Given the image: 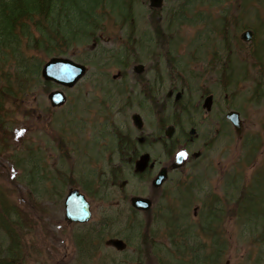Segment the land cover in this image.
<instances>
[{
    "label": "rangeland",
    "instance_id": "1",
    "mask_svg": "<svg viewBox=\"0 0 264 264\" xmlns=\"http://www.w3.org/2000/svg\"><path fill=\"white\" fill-rule=\"evenodd\" d=\"M244 1L195 0L189 6L188 0H164L159 9H152L148 0L138 2L134 19L123 30L113 34L114 29L112 36L100 35V42L94 39L51 55L86 65L85 76L72 89L45 83L40 67L51 56L26 50L21 43L23 57L43 62L37 80L29 78V90L16 101L7 98L1 111L7 112L10 127L0 128V141L6 138L0 142V201L14 212L10 233L6 223L0 222L1 251L7 252L10 244L13 252L20 251L25 264H137L134 249L138 246L143 253L149 252L141 256L140 264H159L162 257L165 264H178L176 256L151 254L170 251L166 216L159 209H178L186 225L200 227L197 239L203 247L201 256L208 259L205 264H264V96L255 94L260 72L249 51L254 34L248 44L240 39L245 29L234 32L241 21L264 27V0L258 4L245 1V13ZM251 7L259 14L257 18L248 11ZM179 8L186 11L183 22L176 20ZM209 26L214 27L213 32ZM9 61L6 72L15 84L19 69L15 61ZM137 63L144 65L139 74L132 70ZM182 84L186 103L202 102L207 93L213 95L214 121H222L228 110L238 111L243 133L238 139L233 129L226 128V136L214 139L205 149L198 138L192 151L202 150L204 159L169 170L163 186L153 189L151 180L159 168L169 167L176 152L184 148L183 143H176L168 154L159 141L162 124L166 127L179 115L175 104ZM53 89H63L67 97L59 108L50 107L47 100ZM170 89L173 95L168 98ZM133 113L141 115L142 131L133 126ZM123 135H130L133 141L145 138L138 151L149 154L147 172L135 173L140 155L130 162L128 155L132 154L120 148ZM7 155H13V160ZM30 155L36 160L23 166L21 162ZM115 167L122 171L121 179L111 176ZM70 188H77L90 203L92 217L86 224L64 221L63 202ZM30 189L34 193L26 203L22 192ZM179 191L182 197H189L185 204L178 200ZM132 196L148 197L153 204L148 212H136L133 224L141 222L142 227L130 231L126 220ZM215 199L222 211L210 218L206 229L211 227L212 232L204 236L203 211L196 217L193 214L204 201ZM107 217L115 223L101 238L95 230ZM145 226L152 235L146 241L139 238ZM196 233L186 247L194 246ZM111 236L130 238L124 239L126 250L106 246L105 240ZM82 238L87 243L78 244H86L87 250L79 251L75 242Z\"/></svg>",
    "mask_w": 264,
    "mask_h": 264
},
{
    "label": "trees",
    "instance_id": "2",
    "mask_svg": "<svg viewBox=\"0 0 264 264\" xmlns=\"http://www.w3.org/2000/svg\"><path fill=\"white\" fill-rule=\"evenodd\" d=\"M140 1L142 0H0V82L3 83L0 86V128L1 126L6 128L10 127L7 122V112L1 114L6 99H10L9 101H16L15 98H19L20 95L25 94L29 90V78L33 76L35 80H37V72L39 66L43 62L39 59H36L35 62H31V60H27L23 57L20 49L21 43H25L26 50L31 48L35 51L41 50L49 57L53 54L66 53L67 50L73 46L88 45L92 40L94 41V39L95 41L100 42V39L102 38H100V35L112 36L110 34H112L114 29H116V31L113 34L118 30H123L125 23L130 19H134V8ZM188 1L187 4L191 6L195 0ZM245 1L247 2V0ZM245 1L243 4L244 9H246ZM250 1L257 4L260 2V0ZM253 10L252 7L248 8L250 14L255 15V18H257L259 14L257 11ZM246 11L247 9L244 10V13ZM185 12L186 11L183 8H179L176 13L179 14L177 15L176 20H180L181 22L185 21ZM237 20L239 19L237 18ZM240 20H242V17ZM131 23L133 24L134 22ZM223 26L221 30H224ZM236 26L240 27L238 29L235 28L234 32L239 29L252 28L251 30L253 31L254 38L249 51L252 55L255 66L260 72L258 87L256 88L255 94H258V97H262L264 96V27L254 26L249 22L243 23L242 21L239 25L236 24ZM207 28L213 32L212 28L214 27L209 26ZM14 55H16V57ZM9 60L15 61L19 69L17 77H15L17 80L15 84H13L14 82H11V75L6 72V68L10 64ZM135 60H138V58ZM26 78H28L27 81ZM150 90L151 87H148L147 93ZM6 130L7 132H5V135L9 137V130ZM2 139L3 141H0L1 143L6 142L5 137ZM163 142L167 147L168 154L172 152L176 146L175 144L178 143L175 137L169 141L164 140ZM1 143L0 146L2 150L3 146ZM125 147L133 148L134 143L129 137L121 136L120 148L123 151ZM135 148L137 147L135 146ZM6 157L12 160L14 158L13 155H7ZM133 158L134 156L132 155L131 159ZM33 160H36V158L33 155H30L27 156L21 164L26 166L31 164ZM18 165L19 164H16V166ZM112 172L113 174H111V176L115 179H121L123 177L120 169L117 170L114 168ZM28 176L30 177V174H28ZM84 189L89 191L87 186H85ZM181 191L178 192V200H180L182 204H185L189 197H187V195L182 197L180 194ZM22 193L26 195L24 198L27 203L32 197L31 193L33 194L34 192L30 189L27 192ZM206 202L207 201H204L202 204L204 210L201 229L204 236L208 235L205 232H212L211 227L206 229V226L210 225V218L214 217L216 214H220L222 211L217 209L218 203L216 199L211 200V203L205 204ZM13 210L15 211V208H13ZM159 211L162 216H166L165 221L169 228L167 238L170 244V251H152L153 254L157 256H163L166 254L176 256L175 258H178V260L175 261H179L178 264H205L208 259L201 256L203 247L198 246L199 243L197 239V235L200 234V227L198 228L195 226L194 228V225H186L184 218L181 215H178L180 214V210L178 209H172L169 210V212L160 209ZM12 212V208L7 203L0 201V222L6 223L5 230L7 232L9 231L8 228L14 224ZM20 212L22 214L24 213V211ZM136 212L137 211L131 209L130 215L126 220V230L133 231L136 227V230L142 227L141 222H137L135 225L133 224V221L136 220ZM15 213L18 215L16 211ZM132 214H134V216H132ZM103 220L104 221H102L99 227L95 230L97 234L102 235L101 238L105 237L104 235L115 223V219L111 217H107ZM144 228L145 230L143 231L144 235L142 239L146 241V236L149 230L148 226H145ZM194 231L195 233L197 232L194 246L186 247L184 244L190 239V237L195 236L193 234ZM149 235L152 237L150 233L148 236ZM86 236L89 237V233ZM124 238L130 239L128 237ZM87 241L88 240L85 241L84 238H82L80 242H75L76 246L78 245L77 248L79 251L87 250V245L80 246L78 243H87ZM12 243L13 240H11V244ZM12 249H14V247L12 248L9 244L7 252L0 250V264H25L23 258L20 256V251L13 252ZM189 253L192 255L186 257ZM210 255L212 256V254ZM217 255H219L218 249ZM162 258H160L159 264H165L166 260L165 262H162V260H164Z\"/></svg>",
    "mask_w": 264,
    "mask_h": 264
},
{
    "label": "water",
    "instance_id": "3",
    "mask_svg": "<svg viewBox=\"0 0 264 264\" xmlns=\"http://www.w3.org/2000/svg\"><path fill=\"white\" fill-rule=\"evenodd\" d=\"M150 7L153 9H159L162 7L163 0H148ZM241 40L244 42H250L252 38V31L247 29L240 35ZM133 70L136 73H141L144 70L142 64H136L133 67ZM87 71V67L75 60L64 57V56H52L47 61H45L40 69V75L43 81L54 83L60 87L72 88L79 80H81ZM118 74L113 75V78H116ZM172 92L167 93L168 96H171ZM179 93L176 94V99L178 98ZM47 100L49 105L53 108L61 107L66 103L67 97L62 89L51 90L47 94ZM212 105V95H208L203 101V108L206 111L211 109ZM226 118L233 125L234 131L238 138L241 137L243 132V123L240 118V114L236 110H230L226 113ZM131 120L133 125L137 129H141L143 126L142 118L138 113L131 115ZM173 126H168L165 130V135L171 137L173 134ZM185 154L183 151L179 152L176 156V159L171 164V169L179 168L184 163ZM149 160L148 154H143L139 160L136 162V170L142 172L146 169ZM167 179V168L162 167L152 180L151 184L154 188H159L162 186L164 181ZM131 206L140 211H148L152 205V202L149 198H144L140 196H133L130 198ZM64 219L68 223H84L90 220L91 211L90 204L82 194L76 188H70L67 192V195L64 198ZM107 246H112L115 249L121 251L126 247V243L119 238H110L105 241Z\"/></svg>",
    "mask_w": 264,
    "mask_h": 264
},
{
    "label": "flooded vegetation",
    "instance_id": "4",
    "mask_svg": "<svg viewBox=\"0 0 264 264\" xmlns=\"http://www.w3.org/2000/svg\"><path fill=\"white\" fill-rule=\"evenodd\" d=\"M173 89H175V88L173 87ZM173 89L169 90L172 92L171 96L173 95ZM169 91H167V93ZM184 91H185V86L182 84V88H180V90L178 92L179 96L176 99L177 102L175 104L176 107L179 109V113H178L179 115L177 116V118L171 119V121H170L171 124H169V125L173 126V128H174L173 134L171 137H167L165 135V130L169 125L164 127V123H163L162 127H161V133L159 135V139H161V140H159V141H164V140L169 141L175 137L177 142H178V145L183 143V147H184L183 149L185 150V153H186V156L184 159V165H185V164H195V163H198L200 160L204 159V153L202 150L198 149L197 151H194V152L192 151L193 150L192 145L198 138H201V140L204 141V144L202 147L205 149L211 144V142L214 139L216 140L217 138L221 137L222 135L226 136L224 130L226 128L233 129V126H232L231 122L226 119V117H225L226 112L224 114L222 113L223 114V120L222 121H214L211 118L212 105H211V109L209 111H206L203 108L204 99L208 95H212L211 93H207L205 95V97L203 98L202 102L186 103L185 99H184ZM167 93H166V96L168 98L171 97V96H168ZM213 99H214V97L212 95V104H213ZM160 121H163V119H161ZM142 122H143V119H142ZM205 122H206V124H205ZM143 125H144V122H143ZM142 128H143V126H142ZM142 128L137 129L135 127V129L139 130V131H142ZM176 128H177V130H179V134H176ZM122 137H129L133 141V139L131 138L130 135H123ZM119 140H121V136L119 137ZM144 140H145V138H143V140H140L138 138L137 141H133V143H134L133 148L125 147L123 152L127 153V154H132L133 156H135V154L140 155L141 152L138 151L137 148L139 146L143 147V141ZM135 146L137 148H135ZM192 152H193V154H192ZM144 154H148V153H144ZM132 155H128V156H130V162L131 163L134 161L133 159H131ZM142 155L143 154H141L140 157ZM134 159H135V157H134ZM173 161H174V159L169 163V165ZM115 169H117V168L115 167ZM147 169L145 171H143L142 173L141 172L140 173L136 172V173L143 174V173L147 172ZM203 210L204 209L202 208V206L201 207L199 206L198 209L196 208L195 217L198 216L199 213ZM140 233L141 234L139 235V238H142L144 234H143V232H140ZM146 237L150 238V236H148V234ZM141 241H142V239H141ZM134 251L137 253V259H136V260H138L137 264H140L142 262L143 258L141 256H145L146 254H149V252L143 253L138 246H136V249H134ZM151 254H152V251H151Z\"/></svg>",
    "mask_w": 264,
    "mask_h": 264
}]
</instances>
